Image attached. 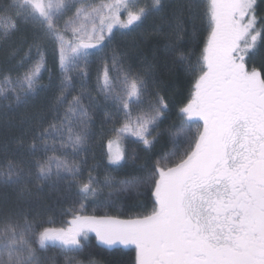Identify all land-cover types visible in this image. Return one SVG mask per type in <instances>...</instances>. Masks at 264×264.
Instances as JSON below:
<instances>
[{
	"label": "snow or ice",
	"instance_id": "snow-or-ice-1",
	"mask_svg": "<svg viewBox=\"0 0 264 264\" xmlns=\"http://www.w3.org/2000/svg\"><path fill=\"white\" fill-rule=\"evenodd\" d=\"M136 32L166 56L134 67L115 45ZM127 139L143 157L112 150ZM144 189L150 210L127 219L85 211ZM46 190L70 205L59 227L34 212ZM100 246H134L135 264H264V0H0V264H55L50 249L103 264Z\"/></svg>",
	"mask_w": 264,
	"mask_h": 264
},
{
	"label": "trees",
	"instance_id": "trees-1",
	"mask_svg": "<svg viewBox=\"0 0 264 264\" xmlns=\"http://www.w3.org/2000/svg\"><path fill=\"white\" fill-rule=\"evenodd\" d=\"M147 27V26H146ZM167 43L165 39L159 36H153L145 39L143 33L136 32L131 36H126L121 39H118L116 42V47L121 49L123 52H126L128 57H130V62L134 67H138L137 58L143 59L147 57L149 60H152L153 54H155L157 60H161L166 56L164 51V45ZM185 48L193 47L190 41L187 39L183 45ZM257 66L259 67L260 61L257 60ZM169 67L173 70L171 72H166L165 80L168 84L169 93L173 96V98L177 102L184 101L186 102V98L189 94L190 90V78L186 77L183 72L179 71L177 68L173 67L171 64V60L168 61ZM95 68L96 65L93 64L91 66V73L95 76ZM18 118V115H17ZM103 119L101 114H97V131H99V123ZM12 132L15 134H19L18 129H12ZM162 147H165L164 142L158 144L156 147V151H160ZM107 142L105 141L104 147L101 148L98 145L93 147V152L95 153L96 159L98 161H104L105 156L104 153L107 152ZM125 154L129 157H143L144 151L142 145H139L134 142H129L125 144ZM141 160L137 159L135 161L130 160L128 167L121 169L119 172H114L113 175L117 176V178H124L125 176H129L135 174L137 169L136 165L139 164ZM99 175L103 176L104 171L101 168ZM44 205L42 207L36 208L34 212L39 213L41 219H47L49 216L55 221L54 226H61L62 223L70 219V217H66L61 214L60 208L70 206L68 203L64 205H58L55 194L49 196L47 194V190L43 194ZM140 204L146 205L147 209L150 210L152 206V198L150 196V192L148 189H144L143 192L136 197L134 193H130L125 197H122L119 203L112 206H101L93 202H89L86 206V213L89 215H113L119 216L122 219H127L131 216L137 215L141 212L145 211V208L139 207ZM95 244V241H93ZM97 259L103 261V264H135V251L130 248H120V249H104L102 246L93 248L91 250ZM48 256L54 258L55 264H63V258L58 254V250L50 249L48 252ZM86 254L80 255L78 259H85ZM49 264H53V261L50 260Z\"/></svg>",
	"mask_w": 264,
	"mask_h": 264
},
{
	"label": "rangeland",
	"instance_id": "rangeland-1",
	"mask_svg": "<svg viewBox=\"0 0 264 264\" xmlns=\"http://www.w3.org/2000/svg\"><path fill=\"white\" fill-rule=\"evenodd\" d=\"M129 142H133V140L132 139H127V140L121 141L119 144H113L112 145V150L116 151V150L119 149V150L124 152L125 144H127Z\"/></svg>",
	"mask_w": 264,
	"mask_h": 264
},
{
	"label": "flooded vegetation",
	"instance_id": "flooded-vegetation-1",
	"mask_svg": "<svg viewBox=\"0 0 264 264\" xmlns=\"http://www.w3.org/2000/svg\"><path fill=\"white\" fill-rule=\"evenodd\" d=\"M128 248H130V249H133V250H134V246H133V247H128ZM128 248H127V249H128Z\"/></svg>",
	"mask_w": 264,
	"mask_h": 264
}]
</instances>
